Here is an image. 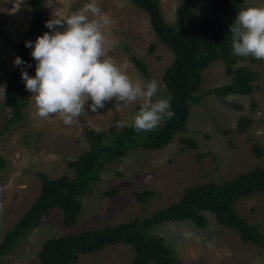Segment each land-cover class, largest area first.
<instances>
[{"label": "rangeland", "instance_id": "374dc122", "mask_svg": "<svg viewBox=\"0 0 264 264\" xmlns=\"http://www.w3.org/2000/svg\"><path fill=\"white\" fill-rule=\"evenodd\" d=\"M212 0H160L164 20L173 24L181 3L190 5L191 19L201 16ZM52 3L49 6V3ZM89 0H45L43 22L81 8ZM99 7L112 19L106 35L113 45L109 54L119 63L129 60L134 68L129 72L147 81L161 84V74L172 61L171 50L156 38L145 12L129 0H97ZM264 0H244L243 6L258 5ZM35 28V12L27 0H0V86L15 67L17 45L30 38ZM141 59L147 68L144 76L131 57ZM36 61L32 59L29 76L35 75ZM245 67L256 72L249 94L205 95L199 103H190L182 131L161 148L144 150L131 148L103 166L89 189L79 196L80 210L73 224L61 223L60 210L51 209L38 224L24 231L12 249L0 256V264H34L42 242L51 237L101 228L133 218H141L168 206L180 198L184 188L207 181L220 182L233 175L261 166L264 160V60L233 56L230 67ZM225 64L216 59L201 71L199 91L220 86L229 81ZM162 85V84H161ZM23 125L0 135V155L6 160L0 180V239L28 208L38 193L36 172L49 177L73 176L66 161L76 158L88 147L86 129H106L114 116L130 123L138 111V103H106L105 108L86 112L71 126L58 116L42 120L36 115L32 93L26 90ZM163 95L157 93V97ZM8 110L0 99V127ZM240 117L250 119L245 130L236 129ZM115 124L116 129L120 127ZM88 123L84 128L83 124ZM192 139L195 148L181 147L178 138ZM262 147L256 157L251 143ZM198 155V157H196ZM117 188L113 196L101 192ZM151 190L144 201L133 193ZM236 212L247 222L258 226L264 238V192H254L235 201ZM206 226L200 228L190 220L163 222L148 229L164 238L182 264H264V241L261 246L242 242L235 229L221 226L209 212ZM133 249L126 244H114L103 249L79 254L75 264H131Z\"/></svg>", "mask_w": 264, "mask_h": 264}, {"label": "trees", "instance_id": "16d2710c", "mask_svg": "<svg viewBox=\"0 0 264 264\" xmlns=\"http://www.w3.org/2000/svg\"><path fill=\"white\" fill-rule=\"evenodd\" d=\"M44 1L27 0L35 12V28L28 35L30 38L17 45V57L24 63L15 65L5 79L2 105L8 112L2 116L0 135L23 125L26 91L21 71L28 72L33 59L32 49L25 47V42L34 44L37 36L51 33L43 22ZM129 1L145 12L153 34L172 52V61L161 74V84L166 86L163 95L170 93L172 96L173 117L148 133H137L131 126L117 130L116 116L106 129H86L87 149L65 164L73 171L72 177H49L40 171L35 173L39 180L38 193L12 227L3 233L0 256L10 251L17 238L24 231L34 228L41 217L53 208L60 210L62 224H73L80 210L79 196L89 189L103 166L131 148L156 150L164 146L174 133L184 129L190 103H199L207 94L219 97L229 93L244 95L252 91L256 72L242 66L230 67L233 55L229 29L244 0H212L201 16L195 19H191L190 5L181 3L176 9L173 24L164 20L160 0ZM216 59L224 62V72L229 75V81L199 91L202 69ZM131 60L144 76L148 75L146 64L141 59L132 56ZM249 123L250 119L240 117L236 129L243 131ZM178 141L182 148L196 147L192 139L180 136ZM251 150L256 157L262 155V147L257 142L251 143ZM5 165V158L0 155V180ZM117 192L118 189L113 188L101 194L113 196ZM254 192H264V160L261 166L237 173L229 179L220 182L210 180L186 187L177 201L141 218L47 238L37 250V262L34 264H75L79 254L93 253L114 244H126L133 249L131 264H182L164 238L148 229L163 222L183 219L203 228L207 223L202 213L205 211L211 213L221 226L237 230L242 242L261 246L264 238L258 226L240 216L234 204L237 199ZM133 195L137 200L144 201L152 195V191L141 189Z\"/></svg>", "mask_w": 264, "mask_h": 264}, {"label": "clouds", "instance_id": "9594fccd", "mask_svg": "<svg viewBox=\"0 0 264 264\" xmlns=\"http://www.w3.org/2000/svg\"><path fill=\"white\" fill-rule=\"evenodd\" d=\"M112 22L97 0H89L76 11L52 16L45 22L51 33L37 36L34 44L25 42L36 61L35 75L22 70L21 78L40 119L58 116L71 126L86 112V105L97 113L113 101L138 103L130 123L117 122L118 127L131 126L137 133L151 132L173 117L171 94L157 97L166 86L134 77L129 60L118 63L109 54L113 45L106 29ZM229 31L233 56L264 60V3L240 7ZM23 63L19 57L14 61ZM4 98L5 87L0 86V99Z\"/></svg>", "mask_w": 264, "mask_h": 264}, {"label": "water", "instance_id": "95a60500", "mask_svg": "<svg viewBox=\"0 0 264 264\" xmlns=\"http://www.w3.org/2000/svg\"><path fill=\"white\" fill-rule=\"evenodd\" d=\"M88 126H89L88 123H84V124H83V127H84V128H87Z\"/></svg>", "mask_w": 264, "mask_h": 264}]
</instances>
